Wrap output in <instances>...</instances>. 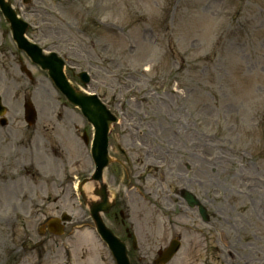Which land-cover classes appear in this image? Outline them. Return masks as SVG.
I'll use <instances>...</instances> for the list:
<instances>
[{"label":"rangeland","instance_id":"1","mask_svg":"<svg viewBox=\"0 0 264 264\" xmlns=\"http://www.w3.org/2000/svg\"><path fill=\"white\" fill-rule=\"evenodd\" d=\"M11 2L30 24L27 35L66 53L72 82L117 113L111 141L136 149L133 169L144 174L148 205L162 206L159 238L147 233V212L141 218L144 264L174 235L183 236V247L168 264H264V0ZM23 63L38 84L22 73ZM81 69L93 78L87 86ZM0 93L9 117L0 126V264H116L89 226L76 227L88 211L74 186L64 195L54 185L92 169L81 136L93 128L17 47L1 10ZM27 98L38 111L34 126L24 121ZM153 161L160 171L148 166ZM183 187L211 213L203 233L195 228L205 223L179 194ZM63 211L73 221L62 235L39 232Z\"/></svg>","mask_w":264,"mask_h":264},{"label":"water","instance_id":"2","mask_svg":"<svg viewBox=\"0 0 264 264\" xmlns=\"http://www.w3.org/2000/svg\"><path fill=\"white\" fill-rule=\"evenodd\" d=\"M26 4H30L31 0H25ZM0 7L6 15L7 19L11 22L13 28L15 40L18 45L25 49L31 57L40 63L43 67H49L51 75L55 79L57 85L67 95L70 101L75 105H79L84 114L94 124L96 128L95 143H94V156L97 164V171L94 178L102 179V173L105 166L109 163L108 155V131L112 121L116 118L105 107V105L99 100L97 95H86L76 90L68 81L66 75L63 72V61L57 58L55 53L51 56H46L42 53V49L31 43L24 35L27 29V23L17 16L16 11L12 8L9 1L0 0ZM4 110L1 104L0 97V113ZM103 195L105 190L103 189ZM193 199L189 197V200L193 203ZM100 230L103 237L109 242L114 256L118 261V264H130L125 246L116 237L112 236L110 230H108L103 224L101 218H99ZM172 249V248H171Z\"/></svg>","mask_w":264,"mask_h":264},{"label":"flooded vegetation","instance_id":"3","mask_svg":"<svg viewBox=\"0 0 264 264\" xmlns=\"http://www.w3.org/2000/svg\"><path fill=\"white\" fill-rule=\"evenodd\" d=\"M118 147L121 149L120 146ZM121 152L125 153L123 149H121ZM125 155L127 156V153H125ZM117 171L118 170L115 169V174L112 175L111 179V183L114 185L113 187H115L116 192L113 195L112 207L105 214V218L108 225L117 233V235H119L126 241L129 253H137L138 255H141L142 253H145V247L142 244L139 245L138 240L136 248L134 247V240L135 238H137V235L140 239L142 238V233L140 232V229H144V225L142 222L145 221V218H141L143 214L147 212V214L151 218L149 223H153L152 228H150V231H148L147 233L149 234L150 232L151 239L158 238V209L162 206L158 205L157 208L156 202H154L155 207L152 204L148 205L150 202H153L151 200V193L150 195H146L145 199L142 200L141 197H139L138 194L134 192V190L123 192L120 189L121 186L126 184L127 187L131 188L135 187L132 186V183L138 182L137 184L140 186V192L144 193L146 189H144V185L142 184L144 181L143 176L138 173H132V177H135L137 175V177L133 179L131 178L129 170L123 168L122 173H119V175L124 179L119 180V175L116 173ZM165 198L168 200L167 196ZM153 232L156 233V236Z\"/></svg>","mask_w":264,"mask_h":264},{"label":"bare ground","instance_id":"4","mask_svg":"<svg viewBox=\"0 0 264 264\" xmlns=\"http://www.w3.org/2000/svg\"><path fill=\"white\" fill-rule=\"evenodd\" d=\"M90 188H91L90 185H87L86 188H85V189H86V192H87L88 194L90 193Z\"/></svg>","mask_w":264,"mask_h":264}]
</instances>
